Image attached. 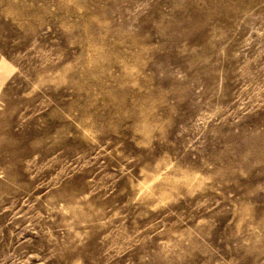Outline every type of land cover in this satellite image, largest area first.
I'll use <instances>...</instances> for the list:
<instances>
[{"label":"rangeland","instance_id":"1","mask_svg":"<svg viewBox=\"0 0 264 264\" xmlns=\"http://www.w3.org/2000/svg\"><path fill=\"white\" fill-rule=\"evenodd\" d=\"M0 264H264V0H0Z\"/></svg>","mask_w":264,"mask_h":264}]
</instances>
